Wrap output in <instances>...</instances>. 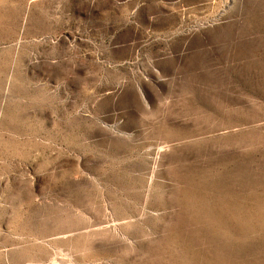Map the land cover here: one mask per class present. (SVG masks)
Masks as SVG:
<instances>
[{
	"label": "rangeland",
	"instance_id": "374dc122",
	"mask_svg": "<svg viewBox=\"0 0 264 264\" xmlns=\"http://www.w3.org/2000/svg\"><path fill=\"white\" fill-rule=\"evenodd\" d=\"M0 264H264V0H0Z\"/></svg>",
	"mask_w": 264,
	"mask_h": 264
}]
</instances>
